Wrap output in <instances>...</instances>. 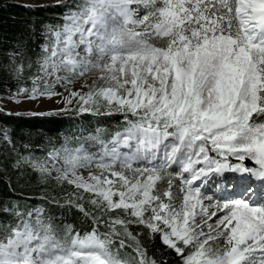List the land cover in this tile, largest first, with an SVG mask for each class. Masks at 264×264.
<instances>
[{
  "label": "snow or ice",
  "instance_id": "obj_1",
  "mask_svg": "<svg viewBox=\"0 0 264 264\" xmlns=\"http://www.w3.org/2000/svg\"><path fill=\"white\" fill-rule=\"evenodd\" d=\"M48 6L66 9L62 23L45 27L38 74L12 99H51L63 95L59 85L69 91L67 105L77 100L78 113H120L127 127L108 143L97 129L76 147L66 139L45 157L15 161L16 169L28 165L42 180L74 186L65 203L93 227L81 234L71 224H54L42 208H5L16 223L0 224V264H167L149 255L141 234L129 231L132 224L147 229L149 240L158 236L181 264H264V191L257 196L255 186L264 183V0H57ZM23 69L21 62L15 75ZM90 73L98 75L91 85L83 81L86 93L68 89ZM0 136L12 143L7 131ZM88 141L103 147L98 158ZM121 147L134 150L121 153ZM161 149V163L135 165L156 160ZM213 174L220 191L239 195L221 200L204 193L203 178ZM85 194L99 215L79 203ZM117 210L126 218L111 215Z\"/></svg>",
  "mask_w": 264,
  "mask_h": 264
},
{
  "label": "trees",
  "instance_id": "obj_2",
  "mask_svg": "<svg viewBox=\"0 0 264 264\" xmlns=\"http://www.w3.org/2000/svg\"><path fill=\"white\" fill-rule=\"evenodd\" d=\"M56 3L27 4L25 0H0V98L16 93L19 88L32 87L31 78L38 74L41 46L45 43V27L62 23L61 17L66 11L61 7L48 6ZM15 53L20 55H16L13 63L10 57ZM21 62L24 64L23 73L17 76L15 69ZM29 63L31 67H28ZM56 91L66 92L59 85ZM56 111L59 114L31 115L19 112L20 115H17L2 109L0 104V132L7 131L12 141L9 143L0 136V224L16 223L14 215L4 209L17 206L21 211L42 208L45 216L53 217L54 224H71L81 234L93 227L90 218L65 203L67 198L74 197V186L58 184L53 178L42 180L39 173L28 165L19 169L13 165L20 156L45 157L53 147L60 148L66 139L70 146L76 147L79 143H84V138L89 134H95L97 129L105 130L103 140L107 143L117 132L123 131L127 123L120 113L80 114L77 112V105L67 111ZM128 119L134 120L135 117L129 116ZM75 137L80 139L76 140ZM91 146V141H88L86 147ZM52 177L55 175L52 174ZM79 203H83L87 211L99 215L88 203L87 194ZM111 215L126 218L120 210ZM99 230L104 232L107 229L101 223ZM129 231L134 236L141 234L138 238L147 247L150 256H155L157 260L163 259L167 264H181L180 257L173 250L167 249L158 236L149 240L147 229L143 226L132 224ZM125 252H131V249L123 250L121 255Z\"/></svg>",
  "mask_w": 264,
  "mask_h": 264
},
{
  "label": "rangeland",
  "instance_id": "obj_3",
  "mask_svg": "<svg viewBox=\"0 0 264 264\" xmlns=\"http://www.w3.org/2000/svg\"><path fill=\"white\" fill-rule=\"evenodd\" d=\"M25 2L27 4H41V3H55L57 2V0H25ZM153 42L156 43L157 46H159L162 42L155 40V38H153ZM61 75H63V73H61ZM98 74L97 73H90L87 77L82 78L81 80L76 81L75 83L68 85V89L70 91H80L82 93H86L88 91V88H82L81 85L83 83V81L86 79L87 83L89 85L92 84L93 80L96 79V76ZM65 90V88H63ZM66 91V90H65ZM63 95H57V96H53L51 99H47V98H41L38 100H28L26 98V96L21 95L18 97V99L21 101L20 103H16L14 101V99H12V97L15 95L14 94H8L6 96H2L0 98V104H1V108L8 111V112H12V113H45V112H51V111H56V110H61V109H72L74 107H76L77 105V100L73 99V103L71 105H67L65 102V97L69 96V91H66L64 93H62ZM124 131V130H123ZM121 131V132H123ZM102 132V139L105 136L106 132L104 129H101ZM115 136V135H114ZM113 136V137H114ZM110 138L109 141L112 140V138ZM108 143V142H107ZM133 145L135 144V142H132ZM91 147L88 148V150L92 153H94L96 155V157L98 158L102 153H103V147L99 144V143H93L91 142ZM96 145V146H94ZM70 146V145H69ZM110 146V145H109ZM72 147V146H71ZM96 147V148H94ZM134 149H129V148H125V147H121L119 149V151L121 153H129L130 151H133ZM210 155L216 157V153H210ZM219 158V157H217ZM163 160V149H161L160 153L158 154V158L156 160H152L151 163H149L148 160H138L135 162L136 166H152L153 164H159L161 163ZM229 163H238V161H236L234 158L229 157L228 160ZM243 164L249 168L254 167V162L246 159ZM199 167V166H197ZM176 170V166H173V169H170V171H175ZM83 171V170H82ZM93 171H95V169L93 168ZM52 174L56 175L55 172H53ZM84 175H87V171H84ZM187 176V174H185ZM226 175H229L226 173ZM204 179V183L201 185L202 187V191L204 193H206L207 195L213 196L214 198H219L221 200H225V199H229L232 196H237L239 195L238 192H236L235 190L232 191H228V192H222L217 188V177L213 174L210 175L209 177L203 178ZM179 181L175 180L174 181V185H173V195L176 197H179V193H178V186H179ZM197 183H200L199 181ZM255 183V182H253ZM256 186V191H257V196H259V194L264 191V183H255ZM166 187V184H161V190H163V188ZM205 204H208V201H205ZM212 209H210L211 211ZM223 213L218 212L217 216L222 215ZM216 219V217H213L212 220L209 221V223H212L214 220Z\"/></svg>",
  "mask_w": 264,
  "mask_h": 264
}]
</instances>
